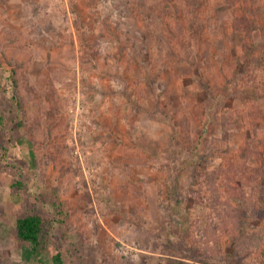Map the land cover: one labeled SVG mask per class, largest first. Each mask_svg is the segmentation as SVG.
Listing matches in <instances>:
<instances>
[{"label":"rangeland","instance_id":"1","mask_svg":"<svg viewBox=\"0 0 264 264\" xmlns=\"http://www.w3.org/2000/svg\"><path fill=\"white\" fill-rule=\"evenodd\" d=\"M0 112V264H26L15 221L35 211L67 264L196 263L180 236L228 253L204 184L264 162V0H0ZM252 226L239 264H264V213Z\"/></svg>","mask_w":264,"mask_h":264},{"label":"trees","instance_id":"2","mask_svg":"<svg viewBox=\"0 0 264 264\" xmlns=\"http://www.w3.org/2000/svg\"><path fill=\"white\" fill-rule=\"evenodd\" d=\"M227 1L229 5L235 6L238 0ZM235 21L239 29L244 28L247 31H251L255 26L254 21L250 20L245 13L237 17ZM247 53L249 54L251 52L247 51ZM14 74L15 71L12 70L10 75L14 76ZM13 96L15 99H18L17 95ZM2 123H4V116L0 112V127ZM248 150L250 151V149ZM249 151H246L244 154L246 159L251 157ZM197 156L198 153L191 150L187 158L180 160L179 165H174V170L171 175L169 192L173 197H176L174 208L180 215L186 209L184 208L186 206L185 202L187 201V195H185V179L187 174H192L196 171L197 166L201 162ZM261 159L264 161V155ZM249 167L248 161H246L245 171H242V175L238 178V187L231 184L232 181H236V171L232 176H229L228 173L223 176L222 173L218 172V169L207 175L204 184V188L208 192V204L218 213L219 221L217 224L215 222L213 224L223 233L234 237L236 243L233 249L226 253L220 245V237L215 240H218L216 244L210 243L207 240L205 247L201 249L195 247V245L189 247L185 237L180 236L178 239L170 242L171 246H174L172 248L175 251L182 250V252H186L188 249L194 250L196 263L188 261L189 258L193 257L184 255L181 258L180 256L164 257L161 264H239L240 241L241 239L243 240L245 234L251 237V239H260V235H258L257 230H254L255 228H252V225L264 213V197L262 198L261 194H259L255 198V191L258 190L264 193V162H260L258 165L250 168L252 169L251 172L247 169ZM240 174L241 172L238 175ZM223 177H226L227 180L229 178L226 181V185L218 182L219 178L223 179ZM243 180L246 182H243ZM247 187L251 188L254 193L248 195ZM233 199H236V202ZM178 222L180 223L179 220ZM15 233L20 242L21 257L26 264H67L61 251H53L50 249L48 220L42 213L35 211L17 217L15 221ZM183 258H188V260Z\"/></svg>","mask_w":264,"mask_h":264}]
</instances>
